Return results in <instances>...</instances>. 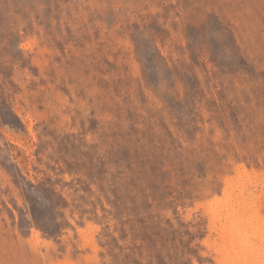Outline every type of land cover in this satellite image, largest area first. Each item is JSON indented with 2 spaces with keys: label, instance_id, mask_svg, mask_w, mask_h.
<instances>
[{
  "label": "rangeland",
  "instance_id": "rangeland-1",
  "mask_svg": "<svg viewBox=\"0 0 264 264\" xmlns=\"http://www.w3.org/2000/svg\"><path fill=\"white\" fill-rule=\"evenodd\" d=\"M0 264H264V0H0Z\"/></svg>",
  "mask_w": 264,
  "mask_h": 264
}]
</instances>
